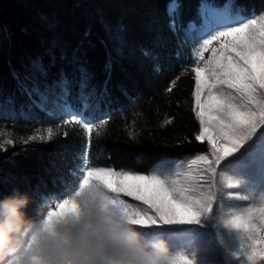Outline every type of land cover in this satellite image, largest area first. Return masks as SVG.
<instances>
[{"label":"trees","instance_id":"1","mask_svg":"<svg viewBox=\"0 0 264 264\" xmlns=\"http://www.w3.org/2000/svg\"><path fill=\"white\" fill-rule=\"evenodd\" d=\"M225 2L0 0V197L28 193L27 214L37 218L66 194L85 151L93 166L140 174L168 158L209 153L195 140L191 69L200 41L188 25L200 23L202 3ZM172 3L179 7L169 15ZM235 3L264 14V0ZM61 106L97 126L91 137L63 123ZM49 128L51 139H30ZM142 231L170 249L192 235Z\"/></svg>","mask_w":264,"mask_h":264},{"label":"snow or ice","instance_id":"2","mask_svg":"<svg viewBox=\"0 0 264 264\" xmlns=\"http://www.w3.org/2000/svg\"><path fill=\"white\" fill-rule=\"evenodd\" d=\"M178 7L170 4L168 14ZM198 14L200 23L188 25V34L200 41L191 69L195 74L192 110L199 121L195 140L206 141L211 155H195L183 172L173 174L179 165L165 162L158 171L143 175L93 166L85 151L78 156L66 194L48 206L45 220L60 213L74 214L78 209L74 196L93 181L105 189L107 205L140 228L200 223L226 200L248 198L232 191L241 187L242 180L264 189V14L256 17L235 0L202 3ZM35 91L26 94L32 96ZM46 98L41 95L38 106L44 107ZM58 114L65 117L64 124L82 125L89 137L97 127L72 108L61 106ZM52 136L49 128L47 137L30 139ZM121 194L142 203H131ZM223 222L244 234L246 244L241 243L238 258L242 254L246 264H264V203ZM176 264H194V260L178 254Z\"/></svg>","mask_w":264,"mask_h":264},{"label":"clouds","instance_id":"3","mask_svg":"<svg viewBox=\"0 0 264 264\" xmlns=\"http://www.w3.org/2000/svg\"><path fill=\"white\" fill-rule=\"evenodd\" d=\"M95 181L74 196V214L29 217L28 193L0 197V264H176L163 238H150L107 205Z\"/></svg>","mask_w":264,"mask_h":264},{"label":"rangeland","instance_id":"4","mask_svg":"<svg viewBox=\"0 0 264 264\" xmlns=\"http://www.w3.org/2000/svg\"><path fill=\"white\" fill-rule=\"evenodd\" d=\"M208 55H210V53H207L206 57ZM206 155L210 156L211 153H206ZM194 157L195 155L193 154L184 158H168L156 165L150 172L144 173L143 175L158 171L159 167L165 164V162H176V164L179 165L173 169V174H175V172L186 171L187 163ZM129 172L140 174L132 171ZM232 191L239 192L241 197L247 196L248 198L234 199L231 201L226 200L225 203L217 207L212 214L202 217L200 223L160 225L141 228V230H147L148 232L154 233L156 236L159 235L161 230L165 229H176L177 233H180V235L182 234V230H185L187 233L190 231L192 235L185 241V246L180 245V247H174L171 250L176 255H187L190 259L194 260V264H246V258L242 254L240 258H238L237 255L241 253V243L244 242L246 244V242L243 241L244 234L228 228L223 220L230 218L233 214L245 213L249 207L261 206V204L264 203V200H262L264 189L250 186L242 180L241 187ZM121 197L131 203L138 205L142 203L133 201L130 197H124L122 194Z\"/></svg>","mask_w":264,"mask_h":264}]
</instances>
